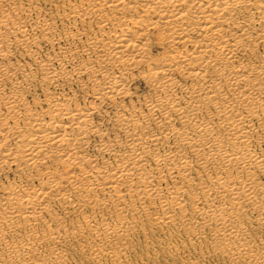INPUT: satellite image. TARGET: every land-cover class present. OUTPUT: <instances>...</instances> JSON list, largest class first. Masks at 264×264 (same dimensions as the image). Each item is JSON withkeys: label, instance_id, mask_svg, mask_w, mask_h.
I'll return each instance as SVG.
<instances>
[{"label": "bare ground", "instance_id": "6f19581e", "mask_svg": "<svg viewBox=\"0 0 264 264\" xmlns=\"http://www.w3.org/2000/svg\"><path fill=\"white\" fill-rule=\"evenodd\" d=\"M72 11L71 28L42 15L32 23L67 44L38 69L11 60V42L38 58L29 19L0 12V163L28 168L33 181L7 186L18 203L7 214L36 222L61 202L79 216L72 235L100 240L94 261L124 264L143 224L211 238L233 264H264V237L246 226L256 212L264 227V0H79ZM137 80L147 110L126 101ZM31 83L44 100L28 99ZM76 83L82 99L64 90ZM105 101L112 139L93 117ZM30 236L56 249L70 238ZM26 252L41 264L34 245Z\"/></svg>", "mask_w": 264, "mask_h": 264}, {"label": "rangeland", "instance_id": "374dc122", "mask_svg": "<svg viewBox=\"0 0 264 264\" xmlns=\"http://www.w3.org/2000/svg\"><path fill=\"white\" fill-rule=\"evenodd\" d=\"M77 1L79 0H0V12H9L11 15H15L19 21H23L25 18L29 19L28 26L30 25L31 33L38 37L39 42L35 45L36 48L39 47L37 59L29 55L21 56L27 51V48L14 45V42H11L13 44L11 60L19 59L31 68L38 69V61L59 54L63 46L67 45L65 40L54 39L55 37L51 33H47L49 30L34 28L32 23L39 15H42L41 18H50L49 21L54 22L57 27L60 26L59 29L62 27L71 28L75 16L72 6L76 5ZM63 14L67 16L63 17ZM53 27L56 31L55 25ZM53 34L60 37L62 33ZM60 66V63L55 64L58 69ZM74 66L75 63L73 64V62L66 64L69 69L74 68ZM64 86L65 91L76 92L82 99V93L77 83L72 87ZM135 86L138 89V94L135 93L126 101H131L140 105L142 110H147L144 103L145 94L148 93L146 83L143 80H137ZM27 89L29 100L33 98L44 100L46 93L42 83H31ZM93 97V95L88 96V101L94 99ZM112 106L108 101L99 103V110L93 114L95 120L102 121L104 127L109 128L111 139L115 138V124L110 118L114 110ZM151 126L153 127V124ZM97 137L94 136L93 139L99 141L100 138ZM262 144L260 147L264 149V143ZM91 148L101 160L112 159V155L109 153L97 151L94 146ZM28 173V168H18L17 165L7 166L5 163H0V225L3 226V231H0V264H30L31 258H28L30 253L26 251L32 249L33 245L41 258V264H110L111 261L106 257L98 261L92 259L90 249L92 246L101 245L99 239L91 242L90 237L72 235L79 227V216L75 215L71 209L64 208L59 201L51 200L50 211L43 213L36 222H28L23 217H11L7 214L9 209L18 205L8 195L7 186L18 185V189H22L27 184L33 185V181L27 177ZM34 181L36 185L40 183V179L35 178ZM256 214L254 212L253 219L246 220V226L252 230L253 238L261 242L264 239H261L264 237L262 230L264 227H256L257 225L262 226L256 224L257 217H259ZM141 225L129 233L128 248L121 258L124 264H233L228 256L226 258L215 250L211 238H193L189 233L179 231L173 226L166 229ZM52 229L67 231L70 235L66 243L58 245V249L55 248L52 241L41 240L35 244L34 239L30 236L33 232L48 234ZM206 230L209 231V229ZM261 249L264 252V247ZM55 251L62 252V256L59 257Z\"/></svg>", "mask_w": 264, "mask_h": 264}]
</instances>
